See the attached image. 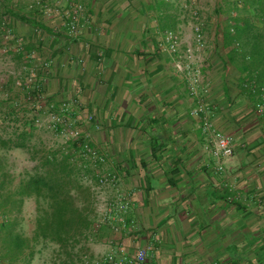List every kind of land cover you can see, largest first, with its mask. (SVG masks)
<instances>
[{"label": "crops", "instance_id": "crops-1", "mask_svg": "<svg viewBox=\"0 0 264 264\" xmlns=\"http://www.w3.org/2000/svg\"><path fill=\"white\" fill-rule=\"evenodd\" d=\"M185 1L82 0L87 21L78 37L67 38L62 27L49 34L53 69L36 83L47 98L75 100L93 115L83 128L107 156L97 169L119 178L115 187L88 180L98 189L96 210L117 193L128 201L125 212H97L117 230L86 245L90 264L139 249L142 264H264V118L228 62L222 20H204L205 45L192 66L211 120L233 140L228 169L215 173L190 114L188 77L175 67L193 44ZM165 30L178 34L176 55L159 47Z\"/></svg>", "mask_w": 264, "mask_h": 264}, {"label": "trees", "instance_id": "trees-1", "mask_svg": "<svg viewBox=\"0 0 264 264\" xmlns=\"http://www.w3.org/2000/svg\"><path fill=\"white\" fill-rule=\"evenodd\" d=\"M8 1L0 0V34L9 30L12 18L28 22L33 29L43 28L27 17L22 7L15 8ZM216 12L225 15L221 32L226 57L239 70L240 89L247 91L255 110L264 92V0H222ZM30 33L37 46H42L41 30ZM31 46H25V50L36 51ZM35 84L30 94L36 97ZM26 123L32 127L34 121ZM0 148L24 150L27 145L20 133L15 140L0 137ZM95 176L96 171L79 157L77 144L68 142L66 147L45 151L32 170L22 172L14 188L0 193V262L29 264L37 245H51L54 264H90L85 254L87 243L113 231L111 220L98 215L94 192L85 182ZM27 199L35 203L30 236H24L18 220Z\"/></svg>", "mask_w": 264, "mask_h": 264}, {"label": "rangeland", "instance_id": "rangeland-1", "mask_svg": "<svg viewBox=\"0 0 264 264\" xmlns=\"http://www.w3.org/2000/svg\"><path fill=\"white\" fill-rule=\"evenodd\" d=\"M34 1L9 0L8 2L14 5L15 8L22 7L26 16L37 20L43 28L33 29L28 22L13 21L14 18H12L9 23L8 20L5 21L10 26L9 30L6 29L5 35L0 34V137L3 140H15L21 133L27 145V149L24 150H6L0 148V193H4L8 188H14L22 172L32 170L40 162L45 151L58 147L61 148L68 143L64 138L46 126H36L35 121L36 119L40 122L49 120L50 114L55 110V106L59 105L63 100L55 102V100L47 98L41 90V85L39 86V91L43 93V100L36 103V99L34 98L27 99V96H31L30 92L34 89L32 87L34 83L40 81L39 76L41 74L44 75L47 69L49 70V68L43 65V62H50L49 67L53 69L52 63L55 60L54 56L49 54L50 51H47L49 46H52V41L49 34L44 30H53L52 27L54 25L52 23L49 24L48 21L51 18L47 17L39 9H29V5ZM47 2L50 9L54 10L53 13H56L55 11L61 7L58 6L59 4H57L56 0H47ZM221 2L222 0H186L184 2L188 9V11L186 10V17L191 26L194 24L191 19V11H197L199 20L204 24V20L219 19L222 20L223 25L225 15L222 13L217 14L216 12ZM38 29L43 34L40 38L42 39L41 43L38 42L42 46H37L36 38L33 40L30 33L35 30L38 31ZM61 31L64 32V29ZM27 45H32L30 47L31 50L34 46L36 51L30 52L25 50V46ZM30 76L33 77V80L32 82H27ZM52 104L53 108H51ZM76 106H79V108H74V112H85L82 106L78 104ZM70 116L73 117L75 114H71ZM31 121H34L33 125H31L32 127L26 123ZM88 180H85L86 184L94 187L93 192L97 191L95 183ZM34 208L35 203L33 199L25 200L21 206L18 220L24 236L31 235ZM35 251L29 264H54L53 258L55 253L53 246L47 245L42 247L41 245H37ZM85 254H88V252L85 251ZM0 264L2 263L0 262Z\"/></svg>", "mask_w": 264, "mask_h": 264}, {"label": "built area", "instance_id": "built-area-1", "mask_svg": "<svg viewBox=\"0 0 264 264\" xmlns=\"http://www.w3.org/2000/svg\"><path fill=\"white\" fill-rule=\"evenodd\" d=\"M29 9H39L50 18L57 15L59 24L54 25L53 29L62 27L64 35L69 39L78 37L83 23L87 21L86 8L82 0H66L65 6L59 7L55 11L56 13H53L54 10L50 9L47 0H35L29 5ZM191 19L194 22L192 25L193 44L187 45L183 49V59L181 60V56H179V59L175 61V67L177 70L186 73L188 77L189 94L194 100V106L190 114L201 123L202 134L204 136L203 149L214 162V172L221 174L228 169L227 164L233 156V140L230 136H227L215 127L213 121L210 119L208 108L204 103L200 91L201 73L198 66H192V63L197 60L196 53H199L204 48V30L206 26L199 20L197 11H191ZM40 36H43V34L40 33ZM179 46L177 32L166 30L162 34V39L159 43V47L162 50L171 55H176L179 52ZM49 63L44 61L43 65L46 68H50ZM32 80L33 77L30 76L27 82H32ZM35 85L37 96L34 97L30 94L31 96H27V99L37 98L36 103H38L40 100H43V93L39 91V84L36 83ZM53 107L52 104L51 108ZM74 108H77L75 100H63L59 105L55 106V110L52 109L54 111L50 114L49 120L40 122L36 119V126H46L64 138L65 141L77 144L79 157L88 161L89 164L96 168L95 180L97 185L99 187H115L119 179L116 174L107 171L105 168L97 169L98 166H104L107 163L106 154L99 148L92 146L90 132L86 128H83L84 124H92L94 121L93 115L87 112H74ZM255 110L260 115L264 114V92L260 95L259 101L255 105ZM71 114H75V116L72 117L70 116ZM95 130H97L96 126ZM100 203V205L97 204V212L102 211V208L103 210L107 209L109 213L112 208H115L119 212H125L128 206L126 197H123L121 193H117V196H114L111 201L102 200ZM118 221L121 222L122 220L118 219ZM112 230H117V226L112 224ZM145 258L146 252L143 249H139L133 256L129 257L123 253L113 251L108 253L103 260L106 264H142Z\"/></svg>", "mask_w": 264, "mask_h": 264}]
</instances>
